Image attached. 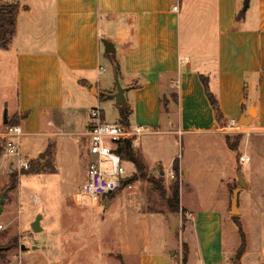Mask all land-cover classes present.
<instances>
[{"label": "crops", "instance_id": "crops-1", "mask_svg": "<svg viewBox=\"0 0 264 264\" xmlns=\"http://www.w3.org/2000/svg\"><path fill=\"white\" fill-rule=\"evenodd\" d=\"M18 1L16 33L8 50L0 48V58L2 69L12 66L17 80L6 104L14 101L10 115L22 126L23 138L45 136L55 154L59 137L85 142L82 134L92 109L104 113L101 103L115 101L107 97L117 92L115 69L128 88L129 122L149 130L134 147L153 176L167 180L174 162L168 176L159 160L151 162L149 153L160 140L156 136L220 133L211 93L230 124L264 130V0H250L243 11L242 0ZM105 39L114 43V53L106 52ZM171 93L177 101L170 100L166 112L162 100ZM114 122H121L119 111ZM180 163L184 177L178 214L185 215L180 231L188 264H238L233 259L241 237H236L231 214L233 195L200 202L190 172ZM185 189L194 201L186 200ZM239 209L243 223L244 210ZM154 212L164 213H145ZM181 247L173 248L172 255ZM135 254L139 264H175L157 251L139 248ZM263 254L264 247L262 264Z\"/></svg>", "mask_w": 264, "mask_h": 264}, {"label": "rangeland", "instance_id": "rangeland-1", "mask_svg": "<svg viewBox=\"0 0 264 264\" xmlns=\"http://www.w3.org/2000/svg\"><path fill=\"white\" fill-rule=\"evenodd\" d=\"M245 5L246 0H242V11ZM1 63L0 58V134L6 111L14 121L11 116L14 101L8 104L6 101L12 99L17 88L12 66L2 69ZM101 106L108 121L116 120V101H104ZM156 138L160 140L159 143L154 140L158 146L149 153L151 162L159 160L160 169L168 176L175 158L181 159L191 174L189 182L200 202L214 197L222 200L227 193L232 196L243 178L245 185L239 192V207L244 210L242 224L248 245L242 264H262L264 130L224 121L220 133L196 131L181 136L170 133ZM47 139L37 134L22 138V150L32 160L31 167L25 169L3 155L4 140L0 136V199L3 195L5 198L0 215V264H139L135 254L139 248L147 253L157 251L175 264L182 261L185 237L180 230L182 223L186 226L185 215L172 212L168 204L173 184L177 180L182 182V171L178 177L165 180L159 174L153 176L148 168L137 172L134 167L133 188L122 187L111 198L94 206L89 200L81 205L76 195L87 181V141L78 143L59 137L55 154V148L47 146ZM243 155L250 156L251 161L241 162ZM127 165L133 168L131 163ZM186 191V200L194 201ZM146 211L165 214L148 215ZM39 214H43V230L35 232L32 223ZM236 227V237H241ZM23 244L29 247L27 251H22ZM34 245H38L36 250L32 249ZM178 246L182 247L172 255L171 250ZM238 250L235 263L239 262Z\"/></svg>", "mask_w": 264, "mask_h": 264}, {"label": "built area", "instance_id": "built-area-1", "mask_svg": "<svg viewBox=\"0 0 264 264\" xmlns=\"http://www.w3.org/2000/svg\"><path fill=\"white\" fill-rule=\"evenodd\" d=\"M177 9L178 7H175V10ZM148 131V128L141 124L108 121L100 108L92 109L90 122L82 134L88 144L89 161L87 181L76 195L79 204L85 205L89 200L94 206L122 187L132 188L129 179L134 169L116 152L117 144L123 141H132L133 145L139 144ZM24 135L20 124L8 125L0 134L4 140L5 157L13 159L20 168L29 169L32 160L22 150ZM240 161L249 162L251 157L243 155ZM171 177L175 178L174 171L171 172ZM188 216L193 217V213H188Z\"/></svg>", "mask_w": 264, "mask_h": 264}, {"label": "trees", "instance_id": "trees-1", "mask_svg": "<svg viewBox=\"0 0 264 264\" xmlns=\"http://www.w3.org/2000/svg\"><path fill=\"white\" fill-rule=\"evenodd\" d=\"M20 7L21 5L18 0L13 1L12 3L3 2L2 0H0V48L3 50L9 49L12 43V40L14 38V35L16 33L17 17L20 12ZM109 56L112 58V60H114L115 64L119 68L118 63L112 57V55H109ZM209 97H210V102L213 108L216 110L218 122L220 123V125L224 124V121L226 120L222 114L217 98L212 93L210 94ZM170 100L177 101V96L175 93H171V98L165 97L162 100L164 110L166 112H169L170 110V102H172ZM117 108L120 114L121 122L123 124H131L129 122V117L132 113L130 106L126 104L122 106H117ZM14 124H19V122L16 120L12 121L11 119H9L8 123L5 124V127L8 125H14ZM116 152L122 156L125 162L133 164L137 172L138 170L145 171L147 169V166L144 163L143 158L135 150V147L132 141L119 142L117 144ZM173 170L176 174L175 176L178 177L181 171L179 158H175L174 163H173ZM129 181L132 182V178H130ZM152 182L160 190H163V187L161 185H158V181H156L155 179H152ZM180 188H181V184L179 180H177L171 188V191H172L171 195L168 197V204H169L170 210L174 213H180L182 211L181 204H180ZM114 194L115 193L107 195L106 197H104L103 200H106V198L108 199L111 198V196ZM233 219L239 228V233L241 236V246L237 253V260L239 261L238 264H241L240 262L241 258L247 249V238H246V233L244 231L243 224L241 222L240 217L238 215L233 216ZM188 258H189V249H188V246L184 244V253H183L182 261L178 262L177 260V264H188Z\"/></svg>", "mask_w": 264, "mask_h": 264}, {"label": "water", "instance_id": "water-1", "mask_svg": "<svg viewBox=\"0 0 264 264\" xmlns=\"http://www.w3.org/2000/svg\"><path fill=\"white\" fill-rule=\"evenodd\" d=\"M249 2H250V0H246V5H245L244 10H246L248 8ZM103 43L105 45V50L107 53H114L116 51V48H115L114 43L112 41L105 39V40H103ZM115 75H116L117 92L116 93H109V94H107V97L115 99L116 104L118 106L126 105L127 99H126L125 93L128 91V88L122 86V83H121L120 77H119L118 69H115ZM8 121H9L8 111H6L4 123L7 124ZM246 125H248V124H246ZM41 156L43 157L44 153H42ZM0 157H1V150H0ZM136 177H137V175H135L134 179ZM241 181H242L241 186L236 188L233 191V196H232V200H231V214L233 216L240 215V209L238 206V204H239V192L241 191V188L243 187V185H245L242 177H241ZM4 199L5 198L3 195L2 198L0 199V215L2 214V212L4 210V207H3ZM42 219H43V214H39V215H37L35 221H33L32 228L35 232H40L43 230V227L41 225ZM37 248H38V245H34L32 247V249H34V250H36ZM21 249H22V251H27L29 249V247L27 245L23 244L21 246ZM1 250L2 249L0 248V251Z\"/></svg>", "mask_w": 264, "mask_h": 264}]
</instances>
